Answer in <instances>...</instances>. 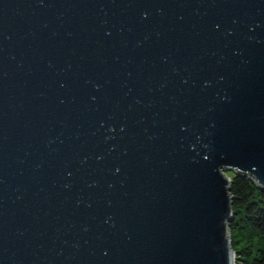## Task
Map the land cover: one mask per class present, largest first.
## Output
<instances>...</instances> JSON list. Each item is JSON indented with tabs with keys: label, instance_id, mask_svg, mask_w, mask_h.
Instances as JSON below:
<instances>
[{
	"label": "water",
	"instance_id": "1",
	"mask_svg": "<svg viewBox=\"0 0 264 264\" xmlns=\"http://www.w3.org/2000/svg\"><path fill=\"white\" fill-rule=\"evenodd\" d=\"M229 170L264 191V0H0V264H234Z\"/></svg>",
	"mask_w": 264,
	"mask_h": 264
},
{
	"label": "trees",
	"instance_id": "2",
	"mask_svg": "<svg viewBox=\"0 0 264 264\" xmlns=\"http://www.w3.org/2000/svg\"><path fill=\"white\" fill-rule=\"evenodd\" d=\"M229 176L233 211L229 229L234 263L264 264V191L247 176Z\"/></svg>",
	"mask_w": 264,
	"mask_h": 264
},
{
	"label": "rangeland",
	"instance_id": "3",
	"mask_svg": "<svg viewBox=\"0 0 264 264\" xmlns=\"http://www.w3.org/2000/svg\"><path fill=\"white\" fill-rule=\"evenodd\" d=\"M227 173H228L229 175H232L234 172L231 171V170H229V171H227ZM228 174H227V175H228ZM229 175H228V176H229ZM234 264H235V263H234Z\"/></svg>",
	"mask_w": 264,
	"mask_h": 264
}]
</instances>
